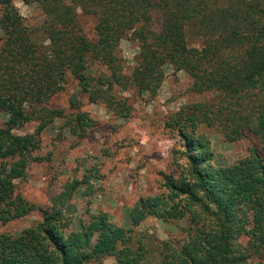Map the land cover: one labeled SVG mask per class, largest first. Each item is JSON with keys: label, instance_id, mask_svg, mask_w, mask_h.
<instances>
[{"label": "trees", "instance_id": "obj_1", "mask_svg": "<svg viewBox=\"0 0 264 264\" xmlns=\"http://www.w3.org/2000/svg\"><path fill=\"white\" fill-rule=\"evenodd\" d=\"M14 1L0 0V226L36 210L15 194V181L42 159L46 127L58 120L82 139L92 126L76 94L67 110L49 106L70 83L88 103L127 118L131 105L121 93L154 94L169 66L208 100L167 121L183 141L190 178L166 176L169 193L139 198L128 228L97 212L73 230L61 208L41 209L40 222L0 233V264H264V0H22L41 12L37 26L25 23ZM83 19L93 22L92 37ZM125 38L139 47L130 74L119 50ZM29 122L37 123L34 133H16ZM201 126L227 142L252 137L260 148L214 167L210 143L196 134ZM80 174L65 184L61 204L99 179ZM186 215L180 247L157 241L149 248L132 235L148 218L167 223Z\"/></svg>", "mask_w": 264, "mask_h": 264}, {"label": "rangeland", "instance_id": "obj_2", "mask_svg": "<svg viewBox=\"0 0 264 264\" xmlns=\"http://www.w3.org/2000/svg\"><path fill=\"white\" fill-rule=\"evenodd\" d=\"M14 4L28 26L40 24L41 12L34 5H26L22 0H15ZM83 23L85 33L92 37L93 22L83 19ZM119 50L124 73L130 74L136 66L138 44L125 38ZM94 70L104 72L98 66ZM189 84L190 78L185 72L165 67L164 80L154 94L140 95L133 90L121 93L128 97L131 105L130 115L122 118L102 104L88 103L76 83H70L65 92L49 101V106L67 110L70 96L76 94L80 111L89 114L92 126L82 139L62 130L58 120L46 127L39 136L37 151L42 159L30 162L25 177L15 181V194L35 205L36 210L0 226V233L18 234L42 220L41 209L54 207L61 208L70 218L73 230L79 229V220L86 221L89 214L97 212H106L116 225L128 228L129 210L139 198L169 193L165 186L166 176L190 178L183 141L176 127L167 125L171 114L208 100L205 95L191 92ZM36 128V122H29L16 133H34ZM196 134L210 143L214 167L230 166L245 158L252 147L260 148L252 137L227 142L220 132L206 126H201ZM80 170L86 175H97L99 179L91 181L92 189L88 192L85 186H80L61 204L59 194L66 183L81 179ZM187 216L167 223L148 218L132 235L147 245L152 243L149 248L156 246L157 241H170L180 247L187 238L184 230ZM245 241L243 238L242 242ZM104 264L116 263L108 258Z\"/></svg>", "mask_w": 264, "mask_h": 264}]
</instances>
